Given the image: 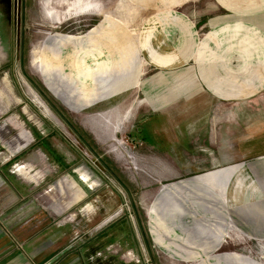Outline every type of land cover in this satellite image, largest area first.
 Here are the masks:
<instances>
[{
  "label": "rangeland",
  "instance_id": "obj_1",
  "mask_svg": "<svg viewBox=\"0 0 264 264\" xmlns=\"http://www.w3.org/2000/svg\"><path fill=\"white\" fill-rule=\"evenodd\" d=\"M252 2L0 0V191L17 177L64 231L56 261L264 264V29L237 22Z\"/></svg>",
  "mask_w": 264,
  "mask_h": 264
},
{
  "label": "crops",
  "instance_id": "obj_2",
  "mask_svg": "<svg viewBox=\"0 0 264 264\" xmlns=\"http://www.w3.org/2000/svg\"><path fill=\"white\" fill-rule=\"evenodd\" d=\"M248 8L250 11L246 12L252 13V11H255L258 14H252L251 17L249 15H238L237 22L252 27L260 25L264 29V0H256V2L254 0V4ZM249 18L253 19V24H251ZM6 159L3 157V160ZM15 173L27 182H37L38 176L29 177V172L23 166H18ZM12 178L17 184L16 190L10 182ZM16 178H10L9 186H6L8 190L5 187L6 191H0V264H51L52 262H55L54 264H77L78 258L73 252H69L67 258L56 261L59 259V253L70 247L59 244L61 241H59L57 234L64 231L57 226H54V230L51 229V226L42 222L43 219L40 214L35 215L36 209H34L32 199L28 197V194L20 193L19 181ZM69 182L72 185H67L68 183L65 181L64 183H58L55 188L50 187L39 197L46 196L50 201H55L60 197L65 198L68 191L70 192V189L74 186V183L70 180ZM62 205L61 210H58L57 213L62 210H64L63 212L67 211L64 203ZM75 218L76 215H70L65 219V222H73ZM109 220H111V217L106 219L102 225L109 222ZM129 257L130 254L123 255V258Z\"/></svg>",
  "mask_w": 264,
  "mask_h": 264
},
{
  "label": "trees",
  "instance_id": "obj_3",
  "mask_svg": "<svg viewBox=\"0 0 264 264\" xmlns=\"http://www.w3.org/2000/svg\"><path fill=\"white\" fill-rule=\"evenodd\" d=\"M84 142V141H83ZM86 144V143H85Z\"/></svg>",
  "mask_w": 264,
  "mask_h": 264
}]
</instances>
